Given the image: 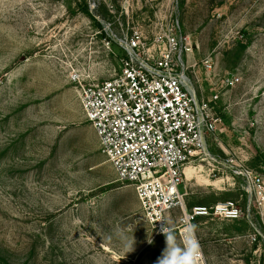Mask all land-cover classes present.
Here are the masks:
<instances>
[{
    "label": "rangeland",
    "instance_id": "374dc122",
    "mask_svg": "<svg viewBox=\"0 0 264 264\" xmlns=\"http://www.w3.org/2000/svg\"><path fill=\"white\" fill-rule=\"evenodd\" d=\"M158 13L173 14L190 36L202 88L220 93L225 125L208 160L187 172L186 205L234 202L247 215V193L222 158L264 179L251 166L264 155V0H0V264H156L165 237L101 153L80 84L119 70L104 23L148 30ZM208 57L211 73L201 65ZM226 75L238 84L222 88ZM250 219H198L199 264H264V205L252 204Z\"/></svg>",
    "mask_w": 264,
    "mask_h": 264
},
{
    "label": "built area",
    "instance_id": "2783aa9c",
    "mask_svg": "<svg viewBox=\"0 0 264 264\" xmlns=\"http://www.w3.org/2000/svg\"><path fill=\"white\" fill-rule=\"evenodd\" d=\"M103 33V44L119 51V70L103 82L83 85L75 73L72 79L80 84L82 111L101 153L119 182L134 189L151 230L161 236L166 220L182 236L184 227L200 218L251 220L252 204L264 205V179L231 154L222 158V171L241 180L250 200L247 215L234 202L186 205V171L208 160L209 144L225 125L217 112L220 93L205 94L192 57L195 47L178 19L158 13L148 30L117 19L104 23ZM201 65L211 73L213 59ZM238 82L236 75H226L221 86L233 88ZM257 237L256 232L253 240Z\"/></svg>",
    "mask_w": 264,
    "mask_h": 264
},
{
    "label": "clouds",
    "instance_id": "9594fccd",
    "mask_svg": "<svg viewBox=\"0 0 264 264\" xmlns=\"http://www.w3.org/2000/svg\"><path fill=\"white\" fill-rule=\"evenodd\" d=\"M164 221L166 223L161 226L160 233L165 237V248L157 258L156 264H199L203 251L195 234L196 225L189 223L184 227L181 241L176 231ZM151 242L149 239V243Z\"/></svg>",
    "mask_w": 264,
    "mask_h": 264
},
{
    "label": "trees",
    "instance_id": "16d2710c",
    "mask_svg": "<svg viewBox=\"0 0 264 264\" xmlns=\"http://www.w3.org/2000/svg\"><path fill=\"white\" fill-rule=\"evenodd\" d=\"M82 12L84 14H86L87 16H89L90 18H92L87 6L82 10ZM98 26L100 27V29H102V26L100 24H98ZM217 110H218V108H217ZM251 166L254 169H261L262 167L264 168V155L261 154L260 152L257 153L256 156L252 159Z\"/></svg>",
    "mask_w": 264,
    "mask_h": 264
},
{
    "label": "bare ground",
    "instance_id": "6f19581e",
    "mask_svg": "<svg viewBox=\"0 0 264 264\" xmlns=\"http://www.w3.org/2000/svg\"><path fill=\"white\" fill-rule=\"evenodd\" d=\"M191 170H192L191 168H188V170L186 171V173L189 172V171H191Z\"/></svg>",
    "mask_w": 264,
    "mask_h": 264
}]
</instances>
